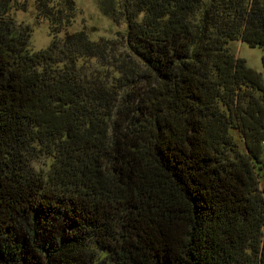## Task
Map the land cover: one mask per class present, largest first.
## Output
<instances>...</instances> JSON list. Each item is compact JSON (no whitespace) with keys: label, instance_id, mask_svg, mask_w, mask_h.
<instances>
[{"label":"trees","instance_id":"obj_1","mask_svg":"<svg viewBox=\"0 0 264 264\" xmlns=\"http://www.w3.org/2000/svg\"><path fill=\"white\" fill-rule=\"evenodd\" d=\"M14 3L0 0V264H264V77L228 47L264 52V0L103 4L131 53L106 79L79 61L112 40L34 50ZM37 5L57 35L76 12Z\"/></svg>","mask_w":264,"mask_h":264},{"label":"rangeland","instance_id":"obj_2","mask_svg":"<svg viewBox=\"0 0 264 264\" xmlns=\"http://www.w3.org/2000/svg\"><path fill=\"white\" fill-rule=\"evenodd\" d=\"M61 0H53L59 3ZM76 12L71 23L62 25L61 32L53 33L50 20L39 15L37 0H15L10 12L11 17L19 28H28L31 32V47L34 50L47 48L55 39H64L73 32L87 30L93 39L112 40L109 58H81L79 65L86 74H97L104 79L109 74L115 73L117 68L111 70L118 59H128L130 53L125 43V34L128 29L127 19L116 21L103 10V4L110 9L114 0H75ZM230 50L237 56L243 57L248 65L262 73L264 77L263 56L264 52L259 47H251L241 40L230 41ZM231 133L241 148H245V142L240 131L232 129ZM52 157L43 154L33 162V165L41 169H49L52 166ZM261 186H264V170L262 171Z\"/></svg>","mask_w":264,"mask_h":264}]
</instances>
